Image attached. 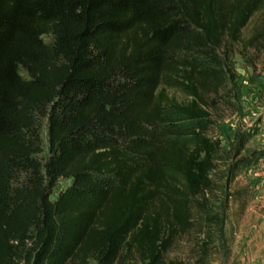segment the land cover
Returning <instances> with one entry per match:
<instances>
[{
	"label": "trees",
	"instance_id": "16d2710c",
	"mask_svg": "<svg viewBox=\"0 0 264 264\" xmlns=\"http://www.w3.org/2000/svg\"><path fill=\"white\" fill-rule=\"evenodd\" d=\"M236 48L264 54V0H0V264H182L194 209L222 227L209 130Z\"/></svg>",
	"mask_w": 264,
	"mask_h": 264
},
{
	"label": "rangeland",
	"instance_id": "374dc122",
	"mask_svg": "<svg viewBox=\"0 0 264 264\" xmlns=\"http://www.w3.org/2000/svg\"><path fill=\"white\" fill-rule=\"evenodd\" d=\"M261 19V15L253 18L243 33L244 37L250 35L253 26ZM229 66L234 73L233 79L224 91L222 102L213 112L214 124L209 130L211 137L221 141V154L216 159L218 197L212 200V206L220 221L223 219L222 227L204 228L208 211L194 209V226L167 252L168 261L182 264H264V54L236 48ZM237 134L246 139L241 156L248 158L250 166L241 168L237 177L229 182L224 174L233 163L231 144ZM41 137L40 159L45 163L50 152L47 122L43 123ZM70 184L67 180H60L51 199L56 200L58 193ZM225 191L233 197L223 213L221 201ZM205 229L210 230L214 240L208 255L199 260V253L194 250ZM128 264L139 263L133 260Z\"/></svg>",
	"mask_w": 264,
	"mask_h": 264
}]
</instances>
